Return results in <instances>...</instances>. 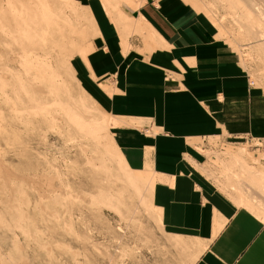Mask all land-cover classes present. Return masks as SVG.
I'll list each match as a JSON object with an SVG mask.
<instances>
[{"label": "rangeland", "instance_id": "rangeland-1", "mask_svg": "<svg viewBox=\"0 0 264 264\" xmlns=\"http://www.w3.org/2000/svg\"><path fill=\"white\" fill-rule=\"evenodd\" d=\"M17 1L0 0V18L26 14L28 0H21L26 8ZM190 1L207 18L211 38L238 53L249 83L264 94V40L249 33L256 1ZM53 2L56 24L38 33L40 51L29 50L28 63L39 64L31 66L30 79L21 68L15 25L0 19V264H148V222L157 223L148 200L152 175L118 153L108 132L115 122L99 112L75 78L72 60L83 57L78 52L87 49L91 35L87 8L77 0ZM258 141L215 137L196 148L208 155L206 167L213 172L217 154L223 162L225 155H251L229 160L236 169L232 180L224 177L225 166L209 176L264 211V141Z\"/></svg>", "mask_w": 264, "mask_h": 264}, {"label": "crops", "instance_id": "crops-1", "mask_svg": "<svg viewBox=\"0 0 264 264\" xmlns=\"http://www.w3.org/2000/svg\"><path fill=\"white\" fill-rule=\"evenodd\" d=\"M77 1L91 35L72 60L75 78L115 122L108 132L118 153L152 175L148 264H264V220L209 176L225 166L232 180L229 160L253 157L217 154L213 172L196 148L215 137L264 141V94L238 53L211 38L190 0Z\"/></svg>", "mask_w": 264, "mask_h": 264}, {"label": "bare ground", "instance_id": "bare-ground-1", "mask_svg": "<svg viewBox=\"0 0 264 264\" xmlns=\"http://www.w3.org/2000/svg\"><path fill=\"white\" fill-rule=\"evenodd\" d=\"M11 1H13V0H11ZM24 1V0H23ZM254 1H256L255 2V4H254V9H253V14H252V16H251V23H250V26H249V33H250V35L251 36H253L254 37V39H258V40H264V10L262 9V8H260V7H262L263 5L262 4H264V0H254ZM260 1V2H259ZM16 2V1H15ZM18 3L20 2L21 4H22V2H21V0H19V1H17ZM51 2V3H50ZM259 2V3H258ZM19 3V4H20ZM50 3V4H49ZM24 4V3H23ZM22 4V5H23ZM33 4H36V5H34V6H32ZM56 4V3H55ZM10 5V4H9ZM15 5V4H14ZM25 5H26V7L28 8V10H27V12H26V14L25 13H23V11L21 10V12L19 11V12H17L16 13V11H15V13L14 14H10V13H6L5 15H8V16H6V17H1L2 19H4L5 18V21H6V23L8 24V26H9V24L10 25H12L11 26V28H13V26H14V28H15V30H13L15 33L14 34H16L15 35V37H13V38H17V41L18 42H20L19 44V46H20V48L24 51H22V53H24L22 56H20V59H21V64H22V66H21V68L23 67V70H24V72H25V76H27L29 79H30V76L32 77V75H30V71L33 69V72H34V68H32L31 66H33V65H31L32 63H28V62H31L30 60H32L30 57L32 56H30V54L33 52V54H34V52L35 51H32L33 49H35L36 47H38V45L40 44V43H38V42H40V40L41 39H39L38 37H40V36H37L38 35V33L39 32H42L43 31V26H48V27H51V26H53V24L55 25L56 24V17L54 18V16L57 14V12H56V14H54V16H53V12H55V10L53 11V12H51V9H53L51 6L52 5H54V2H53V0H37V3H36V1L34 0H28V2H26L25 3ZM25 5H23V7L25 6ZM30 5V6H29ZM16 6V5H15ZM12 7V6H11ZM10 7V8H11ZM22 7V6H21ZM21 7H18V8H21ZM22 7V8H23ZM26 7H24V8H26ZM59 7V6H58ZM264 7V6H263ZM9 8V9H10ZM15 8V7H14ZM14 8H12L13 10H14ZM21 8V9H22ZM56 8V7H55ZM5 9V8H4ZM7 9V8H6ZM17 9V8H16ZM15 9V10H16ZM60 9V8H59ZM39 10V11H38ZM58 10V9H57ZM1 11V10H0ZM9 11V10H8ZM7 11V12H8ZM10 12V11H9ZM1 13V12H0ZM3 13V12H2ZM4 15V13L2 14V15H0V16H3ZM0 18V19H1ZM53 19H55V20H53ZM1 21V20H0ZM4 21V20H3ZM2 21V22H3ZM53 21L55 22V23H53ZM67 23V22H66ZM61 24V23H60ZM6 25V24H5ZM63 26V25H62ZM4 27V26H3ZM2 27V28H3ZM6 27V26H5ZM4 27V28H5ZM65 27V26H64ZM3 28V29H4ZM8 28V27H7ZM11 28H9V29H11ZM13 28V29H14ZM67 28V27H66ZM9 29H6V31H8ZM2 30V29H1ZM44 30H45V28H44ZM2 32V31H1ZM11 32V31H10ZM8 33V32H7ZM13 33V32H12ZM13 34V35H14ZM42 34V33H41ZM9 36V35H8ZM12 35H10L9 37H11ZM8 44V43H7ZM17 44V43H16ZM15 44V45H16ZM14 46V45H13ZM40 46V45H39ZM15 48H16V46H15ZM17 49V48H16ZM38 48H36L35 50H37ZM40 49V48H39ZM38 49V51H40ZM32 51L31 53H30V51ZM19 51V50H18ZM14 52V51H13ZM20 53V52H19ZM37 53V52H36ZM14 54V53H13ZM18 54V53H17ZM16 57V56H15ZM25 58V59H24ZM19 59V60H20ZM35 59V58H34ZM38 59V58H37ZM23 60H25L24 62H22ZM39 60V59H38ZM20 62L18 63V64H20ZM15 63V62H14ZM35 65H37V66H39V64L38 63H35ZM33 66V67H36V69H37V66ZM20 68V69H21ZM32 68V69H31ZM35 69V70H36ZM40 69V68H39ZM38 69V70H39ZM42 70V69H41ZM45 71H46V69H45ZM49 71L50 70H48V74H49ZM24 72H23V74H24ZM32 72V71H31ZM36 72V71H35ZM44 72V69H43V71H42V73ZM44 73H47V72H44ZM17 74V73H16ZM50 74H51V72H50ZM49 74V76L47 75V74H45V75H47L48 77H50V76H52V78H53V74L54 73H52V75H50ZM30 75V76H29ZM44 75V76H45ZM21 76V75H20ZM35 76V75H34ZM39 76V75H38ZM46 76V77H47ZM56 77V76H55ZM54 77V78H55ZM24 78V77H23ZM51 78V77H50ZM51 78V79H52ZM52 79V80H55V79ZM18 79V78H17ZM35 79V78H34ZM43 79V78H42ZM49 79V78H48ZM23 80H25V79H23ZM58 80V79H57ZM26 81H28V80H26ZM30 81V80H29ZM34 81V80H33ZM42 81V80H41ZM44 81V80H43ZM45 81H46V79H45ZM49 81V80H48ZM3 82V81H2ZM47 82V81H46ZM8 83H9V81H8ZM20 83V82H19ZM18 83V84H19ZM47 83H49V82H47ZM53 83V82H52ZM7 84V83H6ZM32 84V83H31ZM30 84V85H31ZM34 84H35V82H34ZM250 85H252V82H250L249 83ZM5 85V84H4ZM11 85H13V84H11ZM20 85H21V83H20ZM23 85V84H22ZM29 85V84H28ZM48 85V84H47ZM1 87H2V85H0ZM32 86V85H31ZM54 87L53 88H56L55 87V85H53ZM16 87V86H15ZM20 87V86H19ZM24 87H27L26 85L24 86ZM29 87V86H28ZM34 87V86H33ZM49 87V86H48ZM51 87V86H50ZM59 87V86H58ZM6 88V87H5ZM17 88V87H16ZM52 88V89H53ZM19 89V88H18ZM34 89V88H33ZM60 88H57L56 90H59ZM20 90H22V89H20ZM51 90V89H50ZM63 89H61L60 91H62ZM32 91V90H31ZM34 91V90H33ZM60 91H57V94L59 93H61L62 94V92H60ZM15 92V91H14ZM53 92H54V89H53ZM33 93V92H32ZM64 93V92H63ZM20 94V93H19ZM65 94V93H64ZM55 95H56V91H55ZM63 95V94H62ZM61 95V96H62ZM51 96V95H50ZM29 97V96H28ZM61 98V97H60ZM66 105V104H65ZM76 120V119H75ZM90 122V121H89ZM96 125H97V123H96ZM82 127V126H81ZM235 159H237V157L236 158H234V160ZM226 169H227V167H225ZM132 178V177H131ZM134 179V178H133ZM132 179V180H133ZM148 179V178H147ZM146 179V180H147ZM132 180H130V181H132ZM136 180H138V179H136ZM140 181V180H139ZM149 181V189H150V186H151V183H152V180L150 179V180H147V182ZM130 183V182H129ZM134 183H135V181H134ZM144 187V186H143ZM138 190V189H137ZM136 190V191H137ZM141 191V190H140ZM239 196V195H238ZM245 196V195H244ZM243 195H241V197L239 198V204H243V205H247V206H250V207H252V209L254 208L258 213H259V215L262 217V220H264V211L263 210H261V208L260 209H258V208H255L254 207V205H252L251 204V200H250V202H249V199H248V201L246 200L245 201V199H243V197H244ZM246 197V196H245ZM254 199V198H253ZM256 200V199H255ZM260 201H258L257 203L258 204H260L259 203ZM261 211H263V212H261ZM16 215V214H15ZM21 217V216H20Z\"/></svg>", "mask_w": 264, "mask_h": 264}]
</instances>
